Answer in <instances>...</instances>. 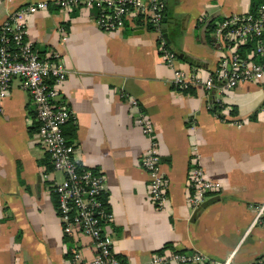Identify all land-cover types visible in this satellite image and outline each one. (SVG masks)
<instances>
[{
    "label": "crops",
    "instance_id": "1",
    "mask_svg": "<svg viewBox=\"0 0 264 264\" xmlns=\"http://www.w3.org/2000/svg\"><path fill=\"white\" fill-rule=\"evenodd\" d=\"M55 1L0 0V25L21 6L48 4L27 19V39L39 53H56L68 71L58 101L74 123L63 133L82 165L104 175L113 218L105 228L117 257L126 264H154L153 257L169 249L216 261L234 252L235 264L264 258V230L251 227L252 207L264 201V77L227 94L202 87L179 93L147 24L128 22L106 33L96 26V8L65 12ZM263 1L163 0L176 68L201 79L211 75L220 55L198 18L214 23ZM139 109L152 122L168 184L164 210L147 196L140 159L150 143L135 123ZM34 119L31 98L13 79L0 113V264H72L75 247L88 263L91 240L63 233L49 189L50 179L61 175L47 170L50 160L37 143ZM194 154L221 189L192 212L186 197Z\"/></svg>",
    "mask_w": 264,
    "mask_h": 264
},
{
    "label": "built area",
    "instance_id": "2",
    "mask_svg": "<svg viewBox=\"0 0 264 264\" xmlns=\"http://www.w3.org/2000/svg\"><path fill=\"white\" fill-rule=\"evenodd\" d=\"M54 5L65 12L96 8V26L106 33L120 31L128 22L147 24L156 36V51L162 63L172 70L171 86L179 93L202 87L208 93L227 94L241 83L256 84L264 77V1L254 11L228 15L214 23L204 16L198 18V25L204 27L210 37V46L220 55L216 69L205 79L176 68L177 55L169 48L162 32L163 0H57ZM47 8L46 2L21 6L10 12L0 25V113L12 80L18 79L20 89L28 93L34 108L37 143L49 157L52 171L61 175L60 181L50 179L49 189L55 198L63 233L66 237L83 235L92 243L91 261L83 263L80 249L75 247L70 251L72 264H126L114 253L112 234L105 228L113 218L104 200V175L82 165L75 155L74 145L68 143L63 133L68 122L74 123L72 113L58 101L59 88L68 71L56 53H39L27 39V19ZM249 45L253 47L247 51ZM131 105L138 107L134 99ZM210 109L213 110V105ZM260 110L264 113V102ZM135 123L150 143L140 159V167L148 175V199L156 209H167L168 184L160 171V152L152 122L140 111ZM220 189L219 183L207 179L194 154L187 174L189 209L196 211ZM252 209L255 216L251 227L259 226L264 230V201ZM233 256L234 252L216 261L198 252L168 249L154 256L152 262L235 264ZM249 264H264V258Z\"/></svg>",
    "mask_w": 264,
    "mask_h": 264
},
{
    "label": "water",
    "instance_id": "3",
    "mask_svg": "<svg viewBox=\"0 0 264 264\" xmlns=\"http://www.w3.org/2000/svg\"><path fill=\"white\" fill-rule=\"evenodd\" d=\"M167 24H168V22H167V18H166V16H164V18H163V20H162V32H163V37H164V39H165L166 42L168 43V36H167V29H166Z\"/></svg>",
    "mask_w": 264,
    "mask_h": 264
},
{
    "label": "trees",
    "instance_id": "4",
    "mask_svg": "<svg viewBox=\"0 0 264 264\" xmlns=\"http://www.w3.org/2000/svg\"><path fill=\"white\" fill-rule=\"evenodd\" d=\"M253 4H254V2H253ZM255 6H256V4L253 5V8H254ZM253 8H252L251 11H254V10L256 9V8H254V9H253ZM252 47H253V45H249V47L247 48V51H248L250 48H252ZM188 92H189V91L184 92V93H188ZM216 109H218L217 106H216V107H213V111L216 110ZM32 130H35V127H34V129H32ZM64 135H65V134H64ZM68 143H69V142H68ZM46 164H47V165H46V166H47V170H52L51 164H50V163H46ZM124 263H125V262H124Z\"/></svg>",
    "mask_w": 264,
    "mask_h": 264
},
{
    "label": "rangeland",
    "instance_id": "5",
    "mask_svg": "<svg viewBox=\"0 0 264 264\" xmlns=\"http://www.w3.org/2000/svg\"><path fill=\"white\" fill-rule=\"evenodd\" d=\"M61 179H57V181H60Z\"/></svg>",
    "mask_w": 264,
    "mask_h": 264
}]
</instances>
